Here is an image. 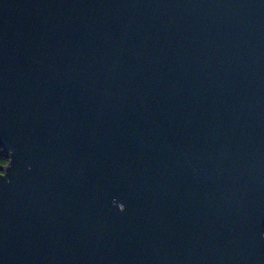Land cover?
<instances>
[{"label": "water", "instance_id": "1", "mask_svg": "<svg viewBox=\"0 0 264 264\" xmlns=\"http://www.w3.org/2000/svg\"><path fill=\"white\" fill-rule=\"evenodd\" d=\"M0 264H264V0H0Z\"/></svg>", "mask_w": 264, "mask_h": 264}, {"label": "trees", "instance_id": "2", "mask_svg": "<svg viewBox=\"0 0 264 264\" xmlns=\"http://www.w3.org/2000/svg\"><path fill=\"white\" fill-rule=\"evenodd\" d=\"M8 161H9V158L7 157L6 154L4 153L0 154V165L5 166L7 165Z\"/></svg>", "mask_w": 264, "mask_h": 264}]
</instances>
